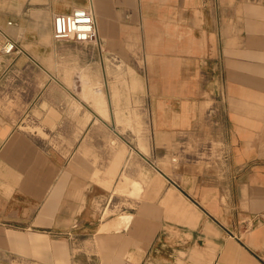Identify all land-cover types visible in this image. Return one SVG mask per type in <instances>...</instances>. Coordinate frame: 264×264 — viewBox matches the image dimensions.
<instances>
[{"label": "crops", "instance_id": "1", "mask_svg": "<svg viewBox=\"0 0 264 264\" xmlns=\"http://www.w3.org/2000/svg\"><path fill=\"white\" fill-rule=\"evenodd\" d=\"M31 1L0 12L11 14L0 17V229L119 236L138 264H264V0ZM80 7L97 20L95 59L144 63L162 143L151 158L93 110L103 114L104 101L58 79L55 62L70 55L10 28L26 21L18 13L53 21ZM167 144L177 146L174 178L155 164ZM213 146L203 179L201 152ZM147 164L173 187L154 201ZM106 210L121 216L104 221ZM11 241L41 247L33 236Z\"/></svg>", "mask_w": 264, "mask_h": 264}, {"label": "rangeland", "instance_id": "2", "mask_svg": "<svg viewBox=\"0 0 264 264\" xmlns=\"http://www.w3.org/2000/svg\"><path fill=\"white\" fill-rule=\"evenodd\" d=\"M31 2V0H0V12L5 10L21 11L23 4H26L30 9ZM18 14L26 21L22 23V26L10 27L16 30V35L39 38L41 46L49 48L48 51L59 55H70L69 58L72 60L69 62L56 60L55 68L58 79L72 90H76L81 84L84 100L104 101L103 114L97 108L93 107V110L108 121L112 115L121 133L129 128L135 134L136 157L143 154L147 158H151V151L160 147L162 143L154 140L152 115L155 108H153V100L149 92L148 78L147 92L145 90L146 78L143 74V61H99L94 57L98 52L95 46L55 40L52 34L50 15L26 13L23 16L22 13ZM10 15L9 13H0V17L4 18ZM8 21L9 19L6 23ZM99 51L101 52V50ZM85 59H87V68H85ZM88 93L94 97L88 96ZM163 146L166 148L161 150L163 159L158 156L157 160L155 158V164L174 178L170 171H176L178 167L177 146L175 144ZM201 153V176L203 179H207L210 178L216 147H206ZM153 166L155 167V165ZM140 178L143 176L141 175ZM167 188L173 187L157 171L151 170L147 164V191L152 194V200L154 201L156 194L159 196L160 191ZM138 189L137 192H139ZM139 197L140 195L137 193L136 199L138 200ZM156 211L158 212V209ZM112 215L121 216L117 211L106 210L103 220H107ZM217 225L223 228V222H217ZM243 232L247 233L249 229L243 228ZM12 234L33 236L38 239L41 247L33 249L28 244H16L11 241ZM123 241L119 236H109L107 239H102L99 236L91 239L84 236L69 238L68 236L58 237L48 234L34 235L22 231L12 233L6 229H0V264H115L119 259H122L126 264H138L135 259H130L126 256L127 254H123L125 252L121 251L126 249V246L122 245Z\"/></svg>", "mask_w": 264, "mask_h": 264}, {"label": "built area", "instance_id": "3", "mask_svg": "<svg viewBox=\"0 0 264 264\" xmlns=\"http://www.w3.org/2000/svg\"><path fill=\"white\" fill-rule=\"evenodd\" d=\"M52 34L55 40H65L75 44H95L101 48L97 23L93 11L88 8H76L70 13H60L53 17ZM13 46H7L10 52Z\"/></svg>", "mask_w": 264, "mask_h": 264}, {"label": "bare ground", "instance_id": "4", "mask_svg": "<svg viewBox=\"0 0 264 264\" xmlns=\"http://www.w3.org/2000/svg\"><path fill=\"white\" fill-rule=\"evenodd\" d=\"M97 28H98V26H97ZM88 96L94 97V95H91L90 93H88ZM94 100L96 101L97 99H94Z\"/></svg>", "mask_w": 264, "mask_h": 264}]
</instances>
